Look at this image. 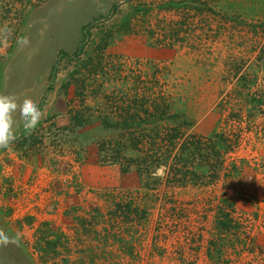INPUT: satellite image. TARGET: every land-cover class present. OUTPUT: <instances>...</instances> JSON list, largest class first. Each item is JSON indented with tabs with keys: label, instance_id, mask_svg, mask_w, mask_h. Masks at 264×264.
Listing matches in <instances>:
<instances>
[{
	"label": "rangeland",
	"instance_id": "374dc122",
	"mask_svg": "<svg viewBox=\"0 0 264 264\" xmlns=\"http://www.w3.org/2000/svg\"><path fill=\"white\" fill-rule=\"evenodd\" d=\"M172 1L0 0V93L43 113L31 130L13 113L0 148V264H264V0ZM166 100L177 120L125 149L127 171L99 159L120 133L106 123ZM184 142L218 178L171 179ZM141 150L160 157L151 173ZM130 200L144 219L116 209ZM46 222L57 252L38 245Z\"/></svg>",
	"mask_w": 264,
	"mask_h": 264
},
{
	"label": "trees",
	"instance_id": "16d2710c",
	"mask_svg": "<svg viewBox=\"0 0 264 264\" xmlns=\"http://www.w3.org/2000/svg\"><path fill=\"white\" fill-rule=\"evenodd\" d=\"M178 4H180L178 1H172L170 3H168V6H170L171 8H175ZM172 108V103L170 102V100H166L165 102L162 103H158L156 104L153 108L151 109H146L145 113H147V118H143L141 116V113L138 112L137 114V118H136V114L132 115V120L128 123L126 121L122 122L123 126L121 123H106V125L108 127H113L115 129H117V131H120L119 133V137L116 140H113V143L111 145H109L110 149L107 148L108 153H106V156H100L99 159H101V161L106 162V163H111V164H119L121 166V168L123 169V171H127L129 169V166H125L126 163H130V161L133 160L132 156H129L127 154H125V149H129L131 147H139L142 149H146L145 147H143L146 142L148 140H150L152 143V145H155L156 143H158L157 137L160 135V132L158 131V128H156L155 126L157 125L158 121L160 120H164L165 118L167 119H172V120H177V117L179 116L178 114H169L170 110ZM140 115V116H139ZM153 117V120L150 119V117ZM80 123V122H79ZM144 124H147L148 128H145V131L143 133H137V130H141L144 129ZM128 129H134L135 130V134H131V136L129 137V133L124 131V130H128ZM123 130V132H121ZM173 131H175L176 133H171L169 135V143L174 142V140L178 137V134L180 132V128H172ZM156 132V133H152ZM145 139V140H144ZM196 143H201L202 144V140L200 138H197ZM208 145V144H207ZM105 145L102 144L101 148L104 147ZM187 142L182 144V151L180 152V154L178 155V159L179 160H184V165L185 167L183 168H177L178 165H174L173 167V181H178L181 185H188L190 183H205L201 180V178L204 177H209L208 181H206V183L208 182H212L213 179L218 178L219 174H218V168L221 167L220 165H216L217 161H214L213 158L211 159H207V162L203 163V162H199L200 164L195 165L193 168L188 167L189 164L195 163L193 158H197V154H192L191 153V157L190 156H186V153H184L187 149ZM141 152L143 153L144 156H142L141 158H139V163L141 165H144V169L146 168L147 172H150L151 169H154L152 167L154 164L158 165L161 163L160 157H156L154 158L156 163L149 161V155L147 154V151L145 150H141ZM170 152L167 154L168 156H170ZM215 155H220L219 153H215ZM156 156V155H154ZM202 156V155H200ZM162 160V158H161ZM136 161V159L134 160V162ZM190 161V162H189ZM222 162V161H221ZM156 166V167H158ZM182 167V166H180ZM175 171V172H174ZM236 171V167H234V169L232 168V172H227V173H231L233 175V173ZM151 173V172H150ZM148 173V174H150ZM175 174V175H174ZM227 176H229L230 174H226ZM172 182V183H174ZM188 183V184H187ZM232 204V203H231ZM139 206L134 204L133 200L127 201L126 205H120L117 206L116 209L118 208H124L126 209V213L123 214V216L129 220L130 217L133 219H135L137 217V215L141 216L139 220L144 219L146 217V210L145 212H142L139 208ZM118 209V210H120ZM139 212L142 213L139 214ZM116 214H119L121 212H117L115 211ZM137 214V215H136ZM227 219H225L223 221V224L225 225V228L227 230H230L231 228H233V226L235 224H233L232 218H230L228 216V214H226ZM232 221V222H230ZM50 223L46 222L43 224V227L45 228L42 232L39 233V237L38 239V245L40 247V249L43 250H47L49 251L50 249H52V251H56V246L57 244L60 242V236L57 237L56 240H49V237H47V233L52 232L50 230ZM235 227L239 228V224L235 225ZM43 245H45L46 247H43ZM132 254V252H130Z\"/></svg>",
	"mask_w": 264,
	"mask_h": 264
},
{
	"label": "clouds",
	"instance_id": "9594fccd",
	"mask_svg": "<svg viewBox=\"0 0 264 264\" xmlns=\"http://www.w3.org/2000/svg\"><path fill=\"white\" fill-rule=\"evenodd\" d=\"M10 29L5 25L0 29L2 40L6 43ZM30 43L27 37H18L17 44L24 46ZM19 110L20 121L26 130L34 129L41 120L43 113L34 100L25 96L21 101L18 96L13 94L0 93V148H8L16 139L15 118L13 113ZM9 237L0 231V241L7 243Z\"/></svg>",
	"mask_w": 264,
	"mask_h": 264
},
{
	"label": "crops",
	"instance_id": "0c3cea01",
	"mask_svg": "<svg viewBox=\"0 0 264 264\" xmlns=\"http://www.w3.org/2000/svg\"><path fill=\"white\" fill-rule=\"evenodd\" d=\"M235 0H233V2H234ZM258 2V0H255V4ZM235 4V3H234ZM252 10L253 11H258V8L256 7V5H254L253 7H252ZM115 166V165H114ZM118 167V166H117ZM119 168V167H118ZM87 182V184H88V186H91V181L90 180H87L86 181ZM98 200H99V202L98 203H100V198H98ZM97 200V201H98ZM67 212L68 211H66V214H67ZM67 217V216H66ZM52 224H54V225H56V224H58V221L57 220H52V222H51ZM59 225V224H58Z\"/></svg>",
	"mask_w": 264,
	"mask_h": 264
}]
</instances>
